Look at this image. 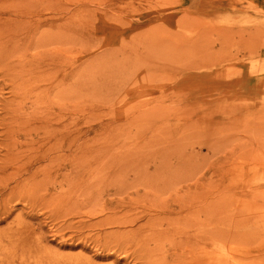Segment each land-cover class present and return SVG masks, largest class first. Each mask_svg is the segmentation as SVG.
<instances>
[{
	"label": "rangeland",
	"instance_id": "374dc122",
	"mask_svg": "<svg viewBox=\"0 0 264 264\" xmlns=\"http://www.w3.org/2000/svg\"><path fill=\"white\" fill-rule=\"evenodd\" d=\"M71 260L264 264V0H0V264Z\"/></svg>",
	"mask_w": 264,
	"mask_h": 264
},
{
	"label": "bare ground",
	"instance_id": "6f19581e",
	"mask_svg": "<svg viewBox=\"0 0 264 264\" xmlns=\"http://www.w3.org/2000/svg\"><path fill=\"white\" fill-rule=\"evenodd\" d=\"M15 247V246H14ZM64 264H79L77 261L76 262H74L73 260H71V261H69V262H67V263H64ZM82 264H88V263H84V262H82Z\"/></svg>",
	"mask_w": 264,
	"mask_h": 264
}]
</instances>
